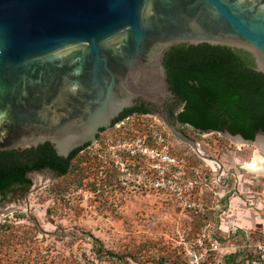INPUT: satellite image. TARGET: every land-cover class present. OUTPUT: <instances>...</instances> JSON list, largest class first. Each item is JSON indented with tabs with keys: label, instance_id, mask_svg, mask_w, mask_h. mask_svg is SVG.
Here are the masks:
<instances>
[{
	"label": "water",
	"instance_id": "obj_1",
	"mask_svg": "<svg viewBox=\"0 0 264 264\" xmlns=\"http://www.w3.org/2000/svg\"><path fill=\"white\" fill-rule=\"evenodd\" d=\"M183 43L247 52L264 74V0H0V151L50 143L68 158L139 103L177 131L165 55ZM221 133L264 155V132ZM55 173H29L31 187Z\"/></svg>",
	"mask_w": 264,
	"mask_h": 264
},
{
	"label": "rangeland",
	"instance_id": "obj_2",
	"mask_svg": "<svg viewBox=\"0 0 264 264\" xmlns=\"http://www.w3.org/2000/svg\"><path fill=\"white\" fill-rule=\"evenodd\" d=\"M153 127L190 165L218 164L201 195L205 215L168 194L121 186L118 177L100 172L98 156L82 151L66 175L55 173L6 200L0 195V263L191 264L194 248L203 254L197 264H223L236 251L248 255L245 264H264V163L250 167L256 157L264 160L258 142L240 144L188 126L174 131L153 114L133 115L98 138L123 141Z\"/></svg>",
	"mask_w": 264,
	"mask_h": 264
},
{
	"label": "trees",
	"instance_id": "obj_3",
	"mask_svg": "<svg viewBox=\"0 0 264 264\" xmlns=\"http://www.w3.org/2000/svg\"><path fill=\"white\" fill-rule=\"evenodd\" d=\"M165 65L170 88L183 105L176 118L184 126L200 132L227 131L249 140L264 132V74L255 69L249 53L222 45L183 43L166 53ZM133 112L149 111L126 109L117 120ZM87 146L76 149L68 158L58 156L50 143L0 151V195L6 200L9 194H25L32 186L28 175L34 171L51 169L66 175L73 159ZM105 253L120 258L111 251ZM247 256L245 251L228 253L223 264H245Z\"/></svg>",
	"mask_w": 264,
	"mask_h": 264
},
{
	"label": "built area",
	"instance_id": "obj_4",
	"mask_svg": "<svg viewBox=\"0 0 264 264\" xmlns=\"http://www.w3.org/2000/svg\"><path fill=\"white\" fill-rule=\"evenodd\" d=\"M84 151L98 156L100 172L107 177H118L121 186L165 193L184 209L201 216L206 214L201 195L206 190L211 172L217 171L218 164L208 160V167L190 165L188 160L176 153L174 143L163 131L153 127L143 134L116 142L110 139L100 142L98 138ZM217 182H220V177ZM196 243L204 245L201 239ZM189 253L191 264L199 263L203 257L194 248Z\"/></svg>",
	"mask_w": 264,
	"mask_h": 264
},
{
	"label": "flooded vegetation",
	"instance_id": "obj_5",
	"mask_svg": "<svg viewBox=\"0 0 264 264\" xmlns=\"http://www.w3.org/2000/svg\"><path fill=\"white\" fill-rule=\"evenodd\" d=\"M133 109V108H132ZM134 109H140V110H144L147 109L149 112L148 113H143V114H138L137 112H133L132 115L126 117L123 119V123L126 119L131 118L133 115H147V114H151L152 111H159L157 108L151 106V105H146L144 103H139L137 106L134 107ZM183 109V105L179 103V101L174 100L170 103L167 104L166 109L163 110V112L166 114L168 121L176 126V128L180 131L183 132L182 130H184V128L186 126H184L182 123H180L176 116L182 111ZM182 129V130H181ZM227 132V131H226ZM84 151V150H82Z\"/></svg>",
	"mask_w": 264,
	"mask_h": 264
},
{
	"label": "bare ground",
	"instance_id": "obj_6",
	"mask_svg": "<svg viewBox=\"0 0 264 264\" xmlns=\"http://www.w3.org/2000/svg\"><path fill=\"white\" fill-rule=\"evenodd\" d=\"M256 157V156H255ZM264 161V160H263ZM260 158H255L252 163H250V167L255 169H259L261 167V163L263 162ZM247 165V164H246Z\"/></svg>",
	"mask_w": 264,
	"mask_h": 264
}]
</instances>
